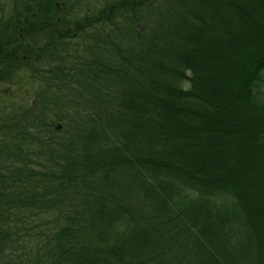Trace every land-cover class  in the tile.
I'll use <instances>...</instances> for the list:
<instances>
[{"label":"trees","instance_id":"16d2710c","mask_svg":"<svg viewBox=\"0 0 264 264\" xmlns=\"http://www.w3.org/2000/svg\"><path fill=\"white\" fill-rule=\"evenodd\" d=\"M0 246L264 264V0H0Z\"/></svg>","mask_w":264,"mask_h":264},{"label":"rangeland","instance_id":"374dc122","mask_svg":"<svg viewBox=\"0 0 264 264\" xmlns=\"http://www.w3.org/2000/svg\"><path fill=\"white\" fill-rule=\"evenodd\" d=\"M30 101H33V99L30 98ZM17 247L18 246H0V260L5 259L7 256H9L10 251L16 250ZM16 253L19 254L20 252L16 251Z\"/></svg>","mask_w":264,"mask_h":264}]
</instances>
